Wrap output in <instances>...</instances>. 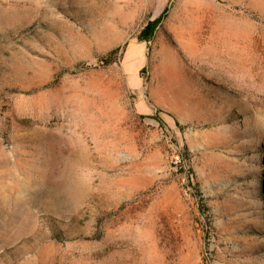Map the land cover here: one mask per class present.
Returning a JSON list of instances; mask_svg holds the SVG:
<instances>
[{
	"label": "rangeland",
	"instance_id": "1",
	"mask_svg": "<svg viewBox=\"0 0 264 264\" xmlns=\"http://www.w3.org/2000/svg\"><path fill=\"white\" fill-rule=\"evenodd\" d=\"M168 2L0 0V264H264V0Z\"/></svg>",
	"mask_w": 264,
	"mask_h": 264
},
{
	"label": "trees",
	"instance_id": "2",
	"mask_svg": "<svg viewBox=\"0 0 264 264\" xmlns=\"http://www.w3.org/2000/svg\"><path fill=\"white\" fill-rule=\"evenodd\" d=\"M173 1L174 0H169L167 6L164 8L162 13L157 18L150 20L147 23V25L144 27V29L142 30L139 36V39L141 41H147L149 43L152 42L159 28L162 26V24L167 19L171 6L173 4ZM120 52H121L120 47L114 48L110 52H108V54L103 58V60L106 61L105 64L109 65L117 61V59L119 58Z\"/></svg>",
	"mask_w": 264,
	"mask_h": 264
}]
</instances>
